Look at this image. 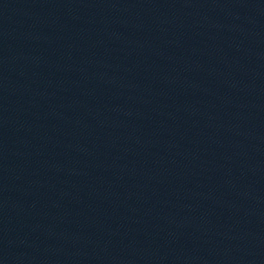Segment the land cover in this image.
Wrapping results in <instances>:
<instances>
[{
	"label": "water",
	"instance_id": "1",
	"mask_svg": "<svg viewBox=\"0 0 264 264\" xmlns=\"http://www.w3.org/2000/svg\"><path fill=\"white\" fill-rule=\"evenodd\" d=\"M0 264H264V0H0Z\"/></svg>",
	"mask_w": 264,
	"mask_h": 264
}]
</instances>
